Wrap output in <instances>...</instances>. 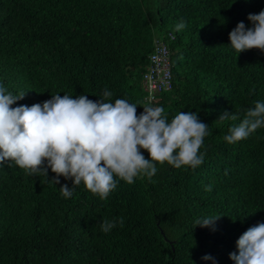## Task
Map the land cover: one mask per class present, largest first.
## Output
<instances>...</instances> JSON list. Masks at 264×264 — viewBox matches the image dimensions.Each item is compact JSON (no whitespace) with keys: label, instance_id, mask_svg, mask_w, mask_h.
I'll return each instance as SVG.
<instances>
[{"label":"trees","instance_id":"1","mask_svg":"<svg viewBox=\"0 0 264 264\" xmlns=\"http://www.w3.org/2000/svg\"><path fill=\"white\" fill-rule=\"evenodd\" d=\"M261 10L264 0H0V85L27 93L13 107L57 94L97 101L107 89L111 102L136 104L137 115L161 106L169 121L191 111L209 126L198 168L157 164L151 181L117 180L106 200L83 183L64 198L59 188L71 180L56 185L50 169L46 178L5 162L0 264H213L206 255L234 264L238 238L264 223V127L228 144L223 137L240 121H217L225 111L242 119L264 102V52L238 54L229 40ZM156 40L169 49L171 89L150 104L144 76ZM121 217L123 226L101 231Z\"/></svg>","mask_w":264,"mask_h":264},{"label":"clouds","instance_id":"2","mask_svg":"<svg viewBox=\"0 0 264 264\" xmlns=\"http://www.w3.org/2000/svg\"><path fill=\"white\" fill-rule=\"evenodd\" d=\"M229 33L230 47L242 53L257 49L264 52V10L247 16ZM186 27L181 20L180 31ZM254 91V89L252 90ZM27 93L12 94L0 85V166L13 162L28 175L55 174L50 182L60 184V177L71 180L73 187L59 190L70 198L76 186L101 200L116 189L117 180L127 184L137 178L149 181L157 173V164L174 168H198L206 153L200 149L209 134V126L191 111H181L170 121L161 106L145 105L137 115V105L126 99L111 102L112 93L105 89L104 99L89 100L87 95H52L42 104L16 105ZM223 139L235 144L264 127V102L256 101L243 118L225 111L217 122L237 121ZM146 151L150 159L142 154ZM228 172L225 170V175ZM212 186H205L211 191ZM220 217L198 220L196 226L209 227ZM123 218L104 220L100 229L110 232ZM236 252L229 254L234 264H264V223L249 227L236 241ZM204 260H212L210 255Z\"/></svg>","mask_w":264,"mask_h":264},{"label":"built area","instance_id":"3","mask_svg":"<svg viewBox=\"0 0 264 264\" xmlns=\"http://www.w3.org/2000/svg\"><path fill=\"white\" fill-rule=\"evenodd\" d=\"M173 40V37H171ZM154 51L150 55L149 66L144 76L145 88L148 92L147 101L152 102L155 96L171 89L170 54L168 46L156 40Z\"/></svg>","mask_w":264,"mask_h":264},{"label":"rangeland","instance_id":"4","mask_svg":"<svg viewBox=\"0 0 264 264\" xmlns=\"http://www.w3.org/2000/svg\"><path fill=\"white\" fill-rule=\"evenodd\" d=\"M154 103V99L152 100V102H150V104Z\"/></svg>","mask_w":264,"mask_h":264}]
</instances>
